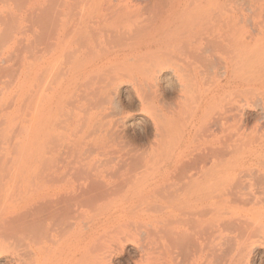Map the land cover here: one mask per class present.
Masks as SVG:
<instances>
[{
  "label": "bare ground",
  "instance_id": "obj_1",
  "mask_svg": "<svg viewBox=\"0 0 264 264\" xmlns=\"http://www.w3.org/2000/svg\"><path fill=\"white\" fill-rule=\"evenodd\" d=\"M46 1L51 58L70 53L79 73L109 61L112 83L137 84L141 111L153 114L148 156L118 157L115 171L131 177L110 183L113 203L100 195L110 202L100 225L110 222V237L99 245L110 264L128 246L132 264H247L250 255L264 264V123L240 122L254 109L250 96L264 94V0ZM257 102L254 115L264 120ZM62 178L36 188L29 203L0 208V236L13 239H0V256L14 247V264H105L96 253L99 220L84 217L99 194ZM227 221L236 238L226 241Z\"/></svg>",
  "mask_w": 264,
  "mask_h": 264
},
{
  "label": "rangeland",
  "instance_id": "obj_2",
  "mask_svg": "<svg viewBox=\"0 0 264 264\" xmlns=\"http://www.w3.org/2000/svg\"><path fill=\"white\" fill-rule=\"evenodd\" d=\"M47 7L46 0H0V208L11 205L20 206L33 201L32 199L36 195L35 191L39 190L36 188L41 185V188L49 186L52 184L50 181L53 177L55 182L58 178L61 180V177H64L71 182L72 187L77 188L78 186L80 189L90 188L91 185L95 188L92 187V192L95 195L99 194V196H95L97 198V204L96 202L95 204L98 208L94 206L96 207L94 208L96 212H94L92 207L91 211L93 212H88L84 217L88 220L94 215L95 220H99V228L96 233V236L98 235L96 245L99 246L107 241L108 235L110 237V222L105 227L100 225L108 210L110 212V202L113 203L115 195L118 194H112L113 197L108 194L110 193L108 191L110 183H120L125 179L123 177H131V174L124 173L122 169L119 170L120 173H118V169L115 171V162L121 155L130 156L129 158L131 156L141 158L142 154L139 152H144L143 157L148 156L146 152H149V140H151L149 124L151 125L150 116L152 117L153 114L151 111L150 113L146 110L141 111V102L139 103L136 89L134 90L135 87L137 88V84L125 82L126 78L112 83L109 61L99 60L96 62L97 64L95 63L96 67L92 72L79 73L74 72L76 61L70 57L73 56L70 53V56L69 54L68 57L66 56L68 59L66 57L51 58L46 39L48 38L46 27L49 20L46 12ZM47 10L49 11V8ZM112 44L108 42L105 47L110 48ZM123 82L124 84H122ZM119 83L121 84L119 85ZM163 92L166 98H171L174 94L173 90L171 92L168 87H164ZM250 98L251 108L254 109L250 110L251 113L244 114L240 122L259 123L260 121V123H264L263 119L260 120L255 116L260 106L253 104V101L256 103L257 100L259 103H264V94L254 93ZM113 100L117 103L115 104ZM117 104H119L120 111L118 107L115 108ZM113 105L115 106L113 107ZM254 105L258 107L256 108ZM139 116L141 119L138 118ZM125 118L127 119L125 120ZM130 118L134 119V122ZM139 124L142 128L138 126ZM131 143L135 146L138 144V147ZM110 158L114 162L110 163ZM92 161L96 162L94 167ZM141 161H139L138 167L142 165ZM136 164L137 162L132 163L133 169L137 168ZM86 168L88 172L85 170ZM111 171L116 174L112 175ZM50 173L53 177L50 176ZM64 173L65 176H61ZM91 175L94 178H92L94 183L90 182ZM11 177H14V179L12 178L14 180L12 181L14 182L13 190H10L8 182ZM84 178L85 180H82ZM55 182L54 184H58ZM129 185L131 184L123 189L125 190ZM103 192L106 198L110 197L113 200L109 199V202L108 199L101 197ZM234 205L236 203H233ZM98 209H101L100 213ZM227 215H225L226 218H231L232 221L236 218L235 213ZM234 224L233 222L232 224L228 223L229 229L232 225L233 233L231 229L228 232L227 227L226 241L228 238H236ZM6 232H4V237L0 236V239H11V243L13 239L12 237L8 239ZM142 238L144 239L143 236ZM230 241H228L229 244L226 242L225 246L231 247L236 242V240L234 243ZM230 247L228 249L225 247L227 249L226 257L229 259L232 253L233 255L236 253L235 247L234 250ZM97 249V257L99 255L100 261L103 259V254L105 258L107 257V261L105 259L102 261H105V264H110V251H101L100 246ZM126 250L123 255L115 256L112 264H130L128 259L130 260L132 256L136 257V254H133L130 246ZM14 258L15 248L13 247L5 255L0 256V264H14ZM248 258L247 264H253V256L250 255ZM85 261L82 262L85 263Z\"/></svg>",
  "mask_w": 264,
  "mask_h": 264
}]
</instances>
